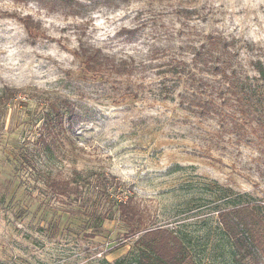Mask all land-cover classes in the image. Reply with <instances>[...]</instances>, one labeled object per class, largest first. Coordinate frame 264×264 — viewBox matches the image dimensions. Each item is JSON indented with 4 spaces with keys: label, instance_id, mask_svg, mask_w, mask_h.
Masks as SVG:
<instances>
[{
    "label": "rangeland",
    "instance_id": "1",
    "mask_svg": "<svg viewBox=\"0 0 264 264\" xmlns=\"http://www.w3.org/2000/svg\"><path fill=\"white\" fill-rule=\"evenodd\" d=\"M46 2L0 0V264H134L151 252L153 237L141 236L157 228L181 240L182 263L264 264V238L252 254L237 253L218 218L264 204V139L238 141L214 117L185 109L188 79L172 71L184 62L198 72L192 54L215 36L255 76L264 0H72L55 10ZM26 14L41 25L35 37L20 21ZM86 49L133 60L135 72L88 73ZM74 171L89 178L79 199L57 198L47 178ZM102 175L118 191L98 205ZM127 199L139 229L115 211L114 200Z\"/></svg>",
    "mask_w": 264,
    "mask_h": 264
},
{
    "label": "trees",
    "instance_id": "2",
    "mask_svg": "<svg viewBox=\"0 0 264 264\" xmlns=\"http://www.w3.org/2000/svg\"><path fill=\"white\" fill-rule=\"evenodd\" d=\"M13 1L26 2L28 0ZM38 1L46 2L45 0ZM71 4L72 0H48L46 2L47 8L50 10H55L58 6ZM20 21L30 37L38 35L41 29L38 21L33 20L28 14L22 16ZM228 46L229 43L226 40H221L220 37L208 36L207 43L202 44L201 48L195 50L192 54L191 61L193 65H200L198 72L185 70L184 62L172 66L173 74L177 75L178 79L182 78L181 75H185L188 79L189 91L179 94L178 103L185 109L201 116L214 117L218 126L237 135L238 141L246 137V139H249L250 134H253L256 140L261 142L264 139V66L259 61L254 62L253 68L256 75L250 78L233 64L232 55L227 52ZM82 57L84 70L88 73L130 76L136 69L133 60L116 59L114 56L103 53L100 49L83 50ZM170 91L165 86L160 88L163 98L169 97ZM54 119L56 124H61L62 114L59 110H55ZM55 128L56 125L50 126L51 130ZM87 179H89L88 176L74 171L72 176L67 179L47 178L46 186L57 198H70L72 196L74 198L72 199L77 201L80 197L77 195L82 190L83 185L87 183ZM113 179L114 177L111 175L109 177L102 175L95 180V187L99 189L97 194L98 205L103 201L104 203L110 202L116 191H118L115 186L117 182H113ZM112 185H114V189L110 191L109 187ZM110 197L111 199L108 200ZM84 201L85 199L79 205L82 208H84ZM114 206L115 211L124 221L133 225L134 229H139L141 215L131 200H114ZM262 208H264V204L253 205L248 202L218 213L222 228L230 236L233 248L237 253L252 254L255 247L261 246V239L264 238ZM75 209L77 210L78 207L76 206ZM90 209L86 207L83 214L97 218H108L105 214L100 216L97 208ZM260 226L262 230H260ZM150 237H153L152 244L148 245L151 252L146 254L139 251V259L134 260V264L189 263L181 262L184 259V254L182 252V242L178 237L172 236V233L167 230L157 228L146 231L141 239L149 242ZM120 262L105 263L120 264Z\"/></svg>",
    "mask_w": 264,
    "mask_h": 264
}]
</instances>
